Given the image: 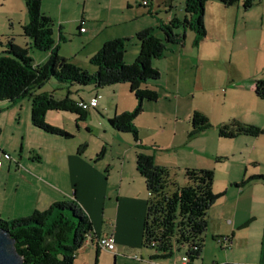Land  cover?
Instances as JSON below:
<instances>
[{"label": "crops", "instance_id": "0c3cea01", "mask_svg": "<svg viewBox=\"0 0 264 264\" xmlns=\"http://www.w3.org/2000/svg\"><path fill=\"white\" fill-rule=\"evenodd\" d=\"M143 1L41 0V10L53 21L54 45L58 54L77 66L93 72L96 66L91 64L89 59L105 41L113 38L126 39L124 61L132 63L139 50L135 38L138 31L152 27L154 34L160 37V25L169 23L174 17L181 19L184 15L185 0ZM263 2L264 0H258L251 8L244 9L241 2L225 6L218 0H206L204 12L206 38L198 45H194V31L188 29L182 44H169L162 57L152 60V65L160 72L159 79L164 77L169 67L171 70L175 67L181 68L190 59L191 62L194 59L197 63L195 66H200L201 69L210 66L211 61H214L221 67L226 66L232 72L234 77L229 75L231 79L228 78L230 87L255 97V80L261 76L264 69V60L260 56L264 50ZM23 3L24 0H0V7H5V18H16L21 29L28 21ZM251 9L253 12H249ZM5 20L0 19V32H3ZM81 27H84V30L81 31ZM11 28H14V25ZM187 31H192L189 35L190 44L187 40ZM5 34L10 35L8 32ZM209 38H223L228 47L215 48L209 44ZM24 39L27 44L29 39ZM16 43L22 45L18 41ZM1 47H4L2 43ZM30 53L34 63L44 62L48 57V51L32 50ZM190 61L189 64L192 65ZM242 72L245 74L243 75ZM170 75L171 78L176 77L174 72H170ZM146 84L156 89L161 88L159 82L147 81ZM56 85V89H66L61 95L52 91L55 97L61 98L67 93L77 100L88 101L92 97H97V105L89 108L88 111L94 110L91 117L97 114L99 122L94 126L89 125L87 116L90 112L84 120H77L74 113L60 110H48L45 117H50L52 121H47L68 132L66 126L75 123L79 130L84 126L89 132H95L104 140H108L110 136L114 137L112 133L116 131L115 133H120L123 135L122 138L126 139L121 146L122 156L117 159L118 163L108 166L110 164L105 163L104 157L107 148L100 139L91 151L84 143H72L66 140L68 137L50 134L36 128L30 120L29 127L34 139L29 142L25 155L9 154L6 147L0 143V150L3 152L0 166V216L6 219L15 218L27 215L35 209L44 210L54 201L75 198L89 216L94 233V236H88L77 250L75 264H89L92 258L93 264H103L102 251L109 258H113L116 264L124 263L126 258H138L139 264H161L158 262L160 258L153 257L152 249L147 248L146 252L143 250L146 247L142 245V227L148 192L143 177L136 169V147L133 136L130 139L131 136L126 134L129 132L117 131L108 122L115 113L131 111L135 108L134 95L129 89L124 101L122 94L126 93L123 88L113 84L108 87L111 89V96H114V106L110 108L107 104L110 93L106 88H95L92 85L64 86L59 83ZM39 91L48 92L43 90V87ZM224 93L226 95V90ZM24 99L18 100L19 106L21 108L28 106L29 110L30 99ZM9 102L0 100V111L17 103V101ZM251 109L250 112L249 110L243 113L233 112L218 121L215 118L213 121L212 117H209L213 126L199 132L196 137L214 138L212 129L217 131L218 125L232 116L245 123L261 125L264 129L263 121L261 122L255 115L259 112H253L254 108ZM17 113L13 112L14 116ZM28 113L25 112L26 124ZM190 116L191 114L187 121H190ZM18 120H21V113L18 115ZM190 129L186 131V135ZM175 132L176 129L170 138L171 142L176 137ZM232 139L235 140L226 142L229 143L227 146H232L235 150L236 145L244 144L246 148L252 150L248 160L258 164L264 162V149L263 153L254 152L264 147L263 136L238 135ZM139 142L144 146L143 151L154 157L156 164L170 169L171 164L162 157V151L170 148L169 145L167 148L156 147L141 136ZM216 143L221 142L216 140ZM99 148L103 150L100 155ZM253 174L255 171L245 169L240 175L228 177L222 185L214 184L213 180V191L224 192L208 210L204 252L211 244L213 255L207 258L202 254L194 264H264V182L260 179L246 180ZM177 178L181 179V176L178 175ZM209 231L211 239L208 238ZM104 234L114 236L113 252L97 247L96 237ZM218 247L220 250L223 249V253L217 252ZM136 251L140 252V255L134 258Z\"/></svg>", "mask_w": 264, "mask_h": 264}, {"label": "trees", "instance_id": "16d2710c", "mask_svg": "<svg viewBox=\"0 0 264 264\" xmlns=\"http://www.w3.org/2000/svg\"><path fill=\"white\" fill-rule=\"evenodd\" d=\"M218 1L225 6L241 2L244 9L258 2ZM205 2L185 0L183 17H174L169 23L160 25V37L154 34L152 27L138 31L135 38L139 51L132 63L124 61L126 39L105 41L89 59L96 66L90 72L58 54L54 45L53 21L42 12L41 0H24L28 21L22 25V35L29 42L22 46L14 41L13 36L6 35L4 49L0 51V100L15 102L29 98L32 125L50 134L71 137L65 129L45 120L48 110L72 112L77 120H84L88 110L78 106V100L70 97L69 93L59 98L52 92L39 91L47 81L54 79L62 84L92 85L95 88L117 83L129 85L136 99L135 108L115 113L108 122L117 131L131 133L135 142L136 169L143 177L148 192L142 245L154 251V258L167 259L181 253L186 258V264H194L201 258L208 210L224 192L213 191L214 171L210 168L185 167L179 179L168 167L156 164L154 157L143 151L135 118L141 113L145 100L158 98V91L146 84L160 78L152 60L162 57L169 44H182L188 29L194 31V45L206 38ZM31 49L48 51L47 59L34 63ZM254 93L264 100V69L255 80ZM190 121L188 137L211 126L208 117L197 110L192 112ZM217 132L220 137L233 138L238 135L258 136L264 133V129L232 118L220 123ZM102 152L101 149L98 154ZM2 153L0 150V156ZM248 179L264 182V174L251 175ZM0 227L14 238L23 264H74L77 250L88 236H94L92 222L75 198L54 201L44 210L35 209L20 217H0Z\"/></svg>", "mask_w": 264, "mask_h": 264}, {"label": "rangeland", "instance_id": "374dc122", "mask_svg": "<svg viewBox=\"0 0 264 264\" xmlns=\"http://www.w3.org/2000/svg\"><path fill=\"white\" fill-rule=\"evenodd\" d=\"M262 4H264V2ZM249 12H253V10L251 9ZM0 19H6L5 26L2 27L3 32H0L1 43L4 44L5 36L7 35L5 33L8 32L14 37L15 42L18 41L24 45L25 39L22 35V29L20 28L19 22L16 18H5V7H0ZM12 25H14V28H11ZM191 32L192 31H187L188 44H190L189 35L192 34ZM208 40L209 44L215 48L221 46H224L225 48L228 47L223 38H209ZM1 43L0 51L4 49V47H1ZM131 48L132 45L130 46V49ZM32 50L35 52H41V50L38 49H31L30 51ZM232 55L234 56L235 53ZM260 56L262 60H264V50H262ZM190 60L184 63L185 66H181V68L175 67L171 70L169 67L162 79L153 80L159 82L161 88H155L158 91L157 100H145L143 102L141 113L135 118V125L138 129V138L141 136L152 145H156V147L167 148V145H169L170 148L166 151H162V157H164L166 161H169L171 164L170 171L172 174H175V176L179 175L182 177L183 168L198 167V165H203V167L207 166L206 168H210L214 171V184L217 185H222L230 176H235L237 174L240 175L245 169L247 171H255V174L253 175L264 174V172H260L264 171V162L258 164L248 160L249 154L252 150L246 148L244 144L236 145L235 150H233L232 146H227L229 143L226 142H233L235 139L225 137H220L219 139V135L216 133L217 131H213L214 129H212V132L215 134L214 138H206L204 136L196 137L197 135L188 137L186 135V131L191 128V122L187 121V118L194 110L204 113L208 118L212 117L213 121V118L218 121L221 117H225V115H229L233 112L243 113L248 112L249 109L252 111L251 108H254L253 112H259L255 115L259 117L260 121H263L262 123L264 124V100L258 99L256 96L255 98L253 97L254 95L249 96L244 91L238 90L235 87H230L228 84V78H230L229 75L232 78L234 76H232V72L226 66L221 67L214 61H211L210 66L207 65L205 69H201L200 66H195L197 63H195L194 59H192V62ZM189 61L192 65L189 64ZM90 72H92V70H90ZM170 72H174L176 77L171 78ZM242 73L243 75L245 74V72ZM51 80L52 82L47 81L43 85V90H47L48 92L55 91L57 95L64 93L66 88H64V90L59 87V89H56V84L59 82L54 79ZM167 80H169V82H167ZM59 84L64 86L70 85L66 83ZM115 85L123 88L126 93L122 94L125 101V95L127 96L129 90L128 84L117 83ZM110 86L112 85H107L103 88L109 90L110 97H107V104L111 108L114 106V96H111V89H108ZM225 90L226 95L224 93ZM79 93H81V91H79ZM74 96L78 97L76 94H74ZM129 97L132 99L131 95H129ZM18 102L19 101H17L15 105L0 111V143L6 147V151L9 154L15 156H18L21 153L25 155L28 151L27 147L29 142L34 139V134L29 127L31 126V108H29V110L28 106L21 108ZM13 112L18 113L14 116ZM25 112H29L27 124L25 122ZM88 112H90L87 116L89 125L94 126L96 125L95 123L98 124V115L96 114L93 118L91 117L95 111L89 110ZM19 113H21L20 121L18 120ZM232 118H234V116H232ZM232 118H228L224 122H227ZM45 120L52 121L50 117H45ZM105 121L107 124V120ZM211 126H213V124H211ZM66 127L72 136L66 138V140L72 143H84L86 146H89L88 150L92 151L93 147L95 145L97 146V142L100 139L107 148L104 156L105 163L110 164L108 166L118 163L117 159L122 156V142H125L126 140L125 138H122L123 135L113 131L114 133L112 134L114 137L110 136L111 139L107 138L108 140H104L99 138L95 132H89L84 126H81L80 130L75 123H70V125H67ZM174 129H176V137L173 142H171L172 140H170V138L173 135ZM126 134L131 136L129 138L132 139L131 133ZM260 136L264 137V133H261ZM216 140H220L221 143L217 144ZM263 149L264 147L262 146L261 149L254 150V152L261 151V153H263ZM98 150H100V148ZM224 152H227V154H224ZM33 155L35 154L33 153ZM208 238L211 239L210 231L208 232ZM204 248L205 242L202 254H205L207 258L212 257L213 250L211 244L206 247L205 252ZM219 248L220 247L217 248V252L223 253V249L220 250ZM143 250L146 252L148 249L143 248ZM134 254L140 255V252L136 251ZM181 256V253H177L167 259H158V262L161 264H169L174 260L176 261V264H181ZM101 261L103 264H116L113 258H109V256L103 251L101 252ZM124 261L125 262L122 264H139L140 262L138 258H126ZM77 263L79 262L77 261ZM89 264H93V258L89 260Z\"/></svg>", "mask_w": 264, "mask_h": 264}, {"label": "water", "instance_id": "95a60500", "mask_svg": "<svg viewBox=\"0 0 264 264\" xmlns=\"http://www.w3.org/2000/svg\"><path fill=\"white\" fill-rule=\"evenodd\" d=\"M0 264H23L10 233L0 227Z\"/></svg>", "mask_w": 264, "mask_h": 264}, {"label": "built area", "instance_id": "2783aa9c", "mask_svg": "<svg viewBox=\"0 0 264 264\" xmlns=\"http://www.w3.org/2000/svg\"><path fill=\"white\" fill-rule=\"evenodd\" d=\"M143 2H146L145 0ZM80 30H84V27H81ZM77 105L82 109L88 110L89 108H94L97 105V97H92L88 101L78 100ZM0 166H1V156H0ZM96 244L99 249L106 250L109 252H113L115 250V239L112 234H104L98 235L96 237ZM137 258L136 255L133 256ZM181 264H186V258L184 256L181 257ZM170 264H176V261L173 260Z\"/></svg>", "mask_w": 264, "mask_h": 264}]
</instances>
